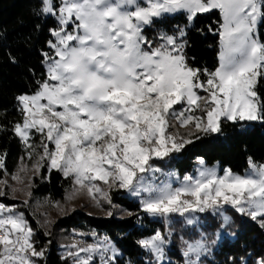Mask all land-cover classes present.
<instances>
[{"label": "snow or ice", "instance_id": "6c2138e0", "mask_svg": "<svg viewBox=\"0 0 264 264\" xmlns=\"http://www.w3.org/2000/svg\"><path fill=\"white\" fill-rule=\"evenodd\" d=\"M40 4L39 13L54 18L58 27L51 30L52 52L43 53L45 80L37 82L34 94L17 97L23 119L13 131L28 148H33L29 140L34 134L43 137L39 160L72 179L68 199L84 189L97 204V193L111 204L108 191L96 184L102 181L138 197L144 213L165 223L179 216L195 225L196 213L211 211L222 218L221 227H229L233 221L225 214L228 206L241 216L259 218L264 228V163L251 157L244 174L224 169L221 175L199 158L195 177L185 175L181 180L174 172L165 174L175 177L176 187L169 179L149 180L161 173L155 162L173 159V153L201 138L197 132L222 134V125L228 122L264 123V98L256 90L264 79L260 35L264 0H40ZM214 11L220 20L209 31L219 36V53L218 67L212 71L189 64L183 29L178 35L161 31L156 40L146 34L168 16L184 14L191 24L198 15ZM4 159L0 155V170L5 169ZM40 166L35 165L37 170ZM34 235L22 212L0 203V264L43 260L46 249L36 248ZM92 235L96 242L73 243L64 258L71 264H117L120 253L111 240ZM181 239L185 264H202L201 257L209 250L206 238ZM170 242L171 232L166 236L157 231L139 244L155 264H168ZM239 264L246 262L241 258ZM254 264H264V255Z\"/></svg>", "mask_w": 264, "mask_h": 264}, {"label": "trees", "instance_id": "16d2710c", "mask_svg": "<svg viewBox=\"0 0 264 264\" xmlns=\"http://www.w3.org/2000/svg\"><path fill=\"white\" fill-rule=\"evenodd\" d=\"M40 7V0H0V155L5 157V169L0 170V178L13 175L20 161L31 152V148L16 136L13 128L23 119L17 97L35 93L37 82L46 78L43 53L52 52L49 41L52 39L51 30L57 27V23L54 18L40 14ZM219 20V15L214 11L198 15L189 25L186 15L177 14L157 22L146 30V34L156 40L161 31L175 35L185 28V52L189 64L194 68L212 71L218 67L219 36L210 32L209 26L215 30ZM260 35L264 39V24L260 26ZM256 90L264 98V79L257 84ZM245 124L247 122H228L222 125V134H198L201 138L194 139V143L186 145L180 152L174 163L175 169L181 175L190 173L197 159L203 158L207 165L219 164L221 173L224 169H231L235 173L244 174L248 170L250 157L257 163H264V123H254L250 127H245ZM29 143L36 146L40 143V135L34 134ZM71 185L70 178L63 177L60 172L49 169L45 164L40 177L34 179L32 193L36 197L62 201ZM111 200L132 213V216L120 219L75 214L64 219L61 226L67 230L86 228L100 236H107L122 254L117 258V264H155L149 260L150 254L141 247L139 241L157 231H165L164 221L144 213L141 205L129 199L122 189L112 191ZM0 203L8 206L18 204L9 199L8 195L0 197ZM225 209L233 221L225 230L233 238H225L218 243L209 263L239 264L243 258L246 264H253V260L264 255V228L231 208ZM24 212L34 230L36 248L46 249L43 260L34 258L37 264H71L70 259L64 258L57 243L44 233L35 218L27 210ZM173 219L169 228L174 230V239L168 251L172 261L168 264H178L182 258L180 237L194 238L191 231L188 233L191 227L185 224L184 219L179 216ZM202 219L205 220L203 231L210 233V241H215L218 230H221V219L210 212L202 215Z\"/></svg>", "mask_w": 264, "mask_h": 264}, {"label": "rangeland", "instance_id": "374dc122", "mask_svg": "<svg viewBox=\"0 0 264 264\" xmlns=\"http://www.w3.org/2000/svg\"><path fill=\"white\" fill-rule=\"evenodd\" d=\"M191 24H189V25H191ZM57 27H58V24H57ZM183 30L186 31L185 28H183ZM179 31L175 35H178ZM51 41H55V37L52 36ZM45 67H47L46 62H45ZM200 95H206V94L203 92H200ZM175 107L179 108L180 106L177 105ZM254 123H258V122H247V124H245V127H250ZM179 130L181 132L187 131L186 129H183V128H180ZM198 134H203V133L197 132L196 135H198ZM38 135H40V134H38ZM42 144H43V137L40 135V143H38L36 146H33V148H31V152H30L32 154L31 158H29V154H28L26 157H24L20 161V164H19L17 170L15 171V173L13 175H6V176L0 178V181H6V184L0 183V191H4L5 193H7L9 199L16 201L18 203L16 205H12V206H15V210L17 212H22L24 214V217L26 220H27V218H26V215L24 212L25 210H27L35 218V220L37 221V223L39 224L41 229L44 231V233L47 236L52 237L53 240L57 243L58 247L60 248L61 254L65 255L66 250L73 243H78L80 241H83L85 244H91V243L96 242V238L93 237V235H92V233H96V232H94L92 230H88L86 228H83V229L73 228L71 230H67L61 226V222L64 219H66L72 215H75V214H84L87 216H93V217H97V218H114V217H116V218H120V219L128 218V217L132 216V213L127 212L122 207L114 204L112 202V200H111V204H109L107 202V200L101 198L98 193L96 195L99 199V204H97L96 200H93L92 196L90 194H88V192L84 189H79L78 191H76L75 195L71 199H68V197L72 195L73 189H74V184H73V181L71 178L70 179L72 181V185L68 189V191L65 195V198L62 201H54V200L50 199L49 197H36V196H34L32 193L33 187H34V179L37 177H40L42 168L46 164L44 161L39 160V156L42 154V151H43ZM49 148H52L51 144H49ZM179 154L180 153H173L172 154L173 159H171V160L165 159L163 161H156L155 164L158 168L161 169V173L157 174L158 179L153 178V177H149L150 182L159 183L161 180L169 179L172 181L173 186L176 187V186H178V183L176 182L175 177L166 176L165 174L174 172L177 176L180 177L181 180L183 179V177L185 175H192L195 177L197 175L196 169L199 167V164H198L199 158L196 161V164H195L193 171H191L190 173L181 175V174H179V172L174 167V163L176 160H178ZM38 162L41 166L37 170L35 165H37ZM205 164H206V162H205ZM206 166L209 168H216L220 172L221 175L223 174V173H221V167L219 166V164H214V165H207L206 164ZM14 176H19L20 180L18 181L16 179H14L13 178ZM96 184L98 186H100L103 190L108 191L110 199H111L112 191L120 189L117 186H113L111 188H108V186L104 185L102 181H96ZM76 187L78 188V186H76ZM11 189H16V191L12 192ZM122 190L126 193V196L129 199L140 204V199L138 197L132 196L125 189H122ZM0 197H3V196H0ZM56 205H58V206H56ZM109 212L112 213L111 216L108 215ZM207 212H210L211 214H213L211 211H206L204 213H196L195 214L198 217V222L195 225H188L185 222V224L187 226L191 227V228H189L188 233L191 231L190 233H193L194 238H192V239L185 238L184 239L183 236L180 237L179 246L181 248L180 254H181L182 258L177 262L178 264H185V258L183 256L184 244H183V241L181 238H183V240H187L189 242L199 240V239H201V236L206 238L209 250H208L206 255L201 257L202 264H210L209 260L212 258V252H213L214 248L217 247V245L220 241L224 240L225 238H229V239L233 238V236L230 235L225 230V227H221V230H218V232H217L216 240L213 242L210 241V237H209L210 233L203 231V228H204L203 226H204L205 220L202 219V215L206 214ZM225 214L230 216V213H228L227 211H225ZM213 215H218V214H213ZM219 218L222 221V218L220 216H219ZM247 218L251 219L250 217H247ZM173 221H174V219H172L171 223ZM27 222L29 223L28 220H27ZM255 222L259 223V218L257 220H255ZM171 223H165V227H166L165 231H163V232L159 231L166 236L168 235L169 232H171V242L166 249L168 263H170L172 261L171 258L169 257L168 251L170 249L172 239H174L173 238L174 230L169 228ZM259 225H260V223H259ZM192 230H195L197 234L194 233ZM81 233H83L85 235L82 236V235H80ZM96 235H97V237L102 239V237L99 234L96 233ZM149 237H146L144 239H147ZM118 252L120 253V255L118 257H121L122 256L121 252L119 250H118ZM149 260L152 261L153 263H155L154 258L151 255H150ZM254 261L255 260H253V264H254ZM244 262H246V261L244 260Z\"/></svg>", "mask_w": 264, "mask_h": 264}, {"label": "built area", "instance_id": "2783aa9c", "mask_svg": "<svg viewBox=\"0 0 264 264\" xmlns=\"http://www.w3.org/2000/svg\"><path fill=\"white\" fill-rule=\"evenodd\" d=\"M225 208H230V207H228V206H225ZM101 237L103 238V237H105V235H102Z\"/></svg>", "mask_w": 264, "mask_h": 264}]
</instances>
